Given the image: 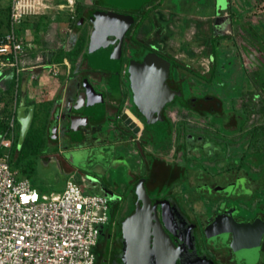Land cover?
Instances as JSON below:
<instances>
[{"label":"flooded vegetation","instance_id":"flooded-vegetation-1","mask_svg":"<svg viewBox=\"0 0 264 264\" xmlns=\"http://www.w3.org/2000/svg\"><path fill=\"white\" fill-rule=\"evenodd\" d=\"M242 6V0H145L137 7L76 2L69 42L59 46L69 56L51 61V52L50 68L61 83L37 137L51 147L46 163L54 160L63 173L75 175L76 167L62 153L82 161L99 157L95 167L103 174L78 173L108 194L110 220L99 236L95 264H121L120 222L134 207L139 181L165 232L183 245L177 264H264V153L251 137L260 123L249 118L264 98V34L256 28L261 21L244 20L245 12L257 13L253 4ZM107 11L132 22L89 58L93 19ZM176 34L182 39L173 41ZM234 46L241 53H229ZM147 53L168 62V83L184 101L165 105L164 127L156 129L147 128L133 103L127 73Z\"/></svg>","mask_w":264,"mask_h":264},{"label":"built area","instance_id":"built-area-1","mask_svg":"<svg viewBox=\"0 0 264 264\" xmlns=\"http://www.w3.org/2000/svg\"><path fill=\"white\" fill-rule=\"evenodd\" d=\"M44 4L10 0L9 29L0 35V80L13 73L18 79L34 47L17 27ZM14 126L12 114L8 130L0 132V264H95L99 236L110 220L108 196L88 192L93 186L73 173L61 191L39 192L10 165Z\"/></svg>","mask_w":264,"mask_h":264},{"label":"water","instance_id":"water-1","mask_svg":"<svg viewBox=\"0 0 264 264\" xmlns=\"http://www.w3.org/2000/svg\"><path fill=\"white\" fill-rule=\"evenodd\" d=\"M122 6L137 7L145 0H109ZM94 26L90 36L88 57H97V49L105 45L109 35L122 33L132 18L121 13L98 12L93 19ZM252 57V56H251ZM130 79L132 101L139 113L145 118L147 128L156 129L162 123V110L174 99L181 98L179 88L171 87L170 66L160 56L147 53L139 62H131L127 70ZM24 88V86H23ZM22 88V89H23ZM92 88V87H91ZM87 103L93 106V100ZM84 96H82V99ZM90 98V95H89ZM81 99V100H82ZM27 108V110H26ZM93 112V111H89ZM33 116V105L26 107L23 101L16 109V119L19 123L18 143L20 146L25 138ZM125 124L131 128L134 123L129 118ZM133 128V132H137ZM162 218L168 230L176 235L172 225L167 223L162 212ZM121 233V264H177L183 256L184 248L178 245L165 232L159 220L155 205L151 206L141 181L136 184L135 203L131 212L120 222Z\"/></svg>","mask_w":264,"mask_h":264},{"label":"rangeland","instance_id":"rangeland-1","mask_svg":"<svg viewBox=\"0 0 264 264\" xmlns=\"http://www.w3.org/2000/svg\"><path fill=\"white\" fill-rule=\"evenodd\" d=\"M79 1L82 0H73L72 2H69L68 0H44L45 4L42 8L38 9V12H31L22 17L20 21L21 29L27 41L31 40V43L33 44L34 50L32 52V57L36 58L34 62H46L49 53L51 52L53 53L51 61L57 62V60H59L57 58L61 55L59 52V46L61 43L68 44L69 42L68 37L76 13L74 7L76 2ZM9 3L10 0H0V32H5L9 28ZM242 3V9H245L246 3L253 4V7H255L254 10L257 11V13L252 15L251 11L245 12L244 20L261 21L256 28L259 30V33H261L260 35L264 34V4L262 0H242ZM66 47H68V45ZM235 51L241 53L240 47L235 48L234 46V48L232 47L229 49V53ZM241 59V62L246 61L242 55ZM34 62H31V64ZM61 71H63L62 68ZM57 76L60 78V75ZM194 86H200L199 82H195ZM3 93L4 92L0 90L1 102L6 100ZM39 98L41 100V106L36 114V119L40 117L39 113H41L43 106L48 102L47 92L40 94ZM238 103L239 102L236 100L235 104L238 105ZM7 105H10V100ZM249 118H251V120L253 119L254 123H261L264 121V116L260 111L255 112V114ZM32 128L36 130L33 136L35 138L31 140V142L27 141L22 148L21 145L17 146L16 150L10 146V165L14 170L18 171L19 177L28 178L32 186L39 192H59L63 189L65 180L71 173L65 174L61 172L54 160H50L46 163V149L51 147L48 146L42 138L37 137L41 133L40 126H35L34 124L32 125ZM119 152H123V148H120L118 153ZM62 155L70 164L76 167L75 178L78 182L80 181L78 173L88 174L90 177H98V173H104L101 169L99 171L97 170L98 173L96 171L95 166H98L96 165V162L99 160V157L96 155L89 160L85 158L83 161L77 159L76 155L72 156L67 153H62ZM109 169L111 168L109 167ZM111 170L112 172L109 177H114L116 172H114V169ZM119 174L120 180L125 181L126 176L123 175V172H120ZM218 182H221V180ZM88 192H96L108 196V194L100 187H93V189H89Z\"/></svg>","mask_w":264,"mask_h":264},{"label":"crops","instance_id":"crops-1","mask_svg":"<svg viewBox=\"0 0 264 264\" xmlns=\"http://www.w3.org/2000/svg\"><path fill=\"white\" fill-rule=\"evenodd\" d=\"M176 37H178L179 39H182V36L179 37V35L176 34L174 39L172 40L176 41L177 40ZM28 42L31 43V40L30 41L28 40ZM33 50L32 51L30 50L28 55L23 58V61L25 62V64L23 66V70L20 73V79L18 83V85L20 86V90H21L20 96L18 97V99L16 98L17 87L14 86V98H13V101L10 102L9 107L11 105L15 106V110H16L21 101H23V104L26 107H28L29 105H33V116H32L31 121L35 123V126H38L40 119H42V116L44 117L46 116L45 112L47 111L48 104L50 103V100L52 96L54 95L56 88L61 83V77L59 78V76L54 75L51 71V68H50L51 54L50 53H49V59L47 60V62L36 63L34 62L36 58L32 57ZM31 62H34V63L31 64ZM44 63L47 64L45 67H43ZM59 68L61 69V67ZM201 68L204 69V66H202ZM32 73H34L33 76H31ZM9 77L10 75H8V78L6 79L2 78L0 80V89H4L6 87V83ZM45 92H47L48 102L46 103L45 106H43L41 113H39L40 117L36 119V114L38 113L39 107L41 106V100L39 98V95ZM3 105H4L3 102H1L0 103V117H1Z\"/></svg>","mask_w":264,"mask_h":264},{"label":"trees","instance_id":"trees-1","mask_svg":"<svg viewBox=\"0 0 264 264\" xmlns=\"http://www.w3.org/2000/svg\"><path fill=\"white\" fill-rule=\"evenodd\" d=\"M5 32H0V35L4 34ZM17 32L19 34H23L20 24L17 27ZM67 55L69 56V52L68 53L67 52H62V54L57 57L59 59L57 61L62 60ZM263 78H264V76L261 77V79H260V86H261L260 88H261V94H263V96H264V79ZM19 79H20V75H19L18 79L16 80L15 74L13 73V75L9 77V79H8V81L6 83V87L4 89H0L1 91L4 92L3 94L5 95V98H6V100L3 102V104H4L3 106L4 107H2V112H1V117H0V132H4V131L8 130V118L12 114H14V125H15L14 126L15 127L14 128V140H13V142L11 144V148H14V150H16V148L18 146L17 143H18V134H19V123L16 120L15 106L11 105L9 107V105H7V104L9 103V100H10V102L13 101V98H14V86L17 87V96H16V98L18 99V97L20 96L21 90H20V86L18 85ZM16 102H17V100H16ZM0 103H1V98H0ZM259 111L264 116V98L263 97H261V99H260V109H259ZM34 124L35 123H33L31 121V123L29 125V128H28V130L26 132L25 138H24V140H23V142L21 144V148L24 146V144L27 141L31 142V140H33L35 138L33 136L35 134V130L36 129L34 130L32 128V125H34ZM251 137L257 138V141L255 143L256 145H254V147L256 146V147H258L260 149L258 151V153H264V121L261 122L258 126L254 127V132L251 135ZM260 163H262V160H260ZM70 173H72V171H67L65 174H70Z\"/></svg>","mask_w":264,"mask_h":264}]
</instances>
